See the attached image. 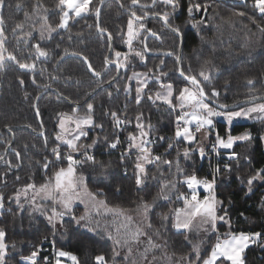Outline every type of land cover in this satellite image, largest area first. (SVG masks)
I'll return each mask as SVG.
<instances>
[{
  "label": "trees",
  "instance_id": "16d2710c",
  "mask_svg": "<svg viewBox=\"0 0 264 264\" xmlns=\"http://www.w3.org/2000/svg\"><path fill=\"white\" fill-rule=\"evenodd\" d=\"M37 0H7V6L3 10L4 27L8 36L9 51L16 52L21 62H30L25 55L30 50V45L39 40L38 28L33 31L32 38L29 41V47L26 48L21 42L17 45L16 39L12 35V28L16 23H24V31H32L33 21L37 16L33 15L32 19L25 20V12L32 13L33 5ZM141 4H150L151 0H140ZM22 5L17 8L16 4ZM42 9H47V13L40 11L39 15H47L48 22L55 27L61 15L57 7L59 0H39ZM199 3L202 5L201 11H193L191 16L187 11L190 4ZM121 4L128 5L130 0H107L102 7L100 26L111 32L113 36V52L110 59H115L114 51H127V46L123 43L121 35L126 32L127 19L129 14L121 8ZM203 5H209L207 12L203 10ZM99 6V0H93L90 5L94 9ZM133 10L138 15L143 14V10L137 6ZM150 15L153 12L169 11L173 14L170 22L174 27L178 26L183 35V66L187 69L190 64L192 74L198 73L206 61L211 64L205 68V71L211 74V82L208 84L206 91L216 88L220 96L215 102L223 105H231L247 98L250 89L254 88L257 93H264V34L252 23L256 21L261 27H264V17H261L258 10L254 8V0H179V6L173 10L171 7L157 5L155 8L146 9ZM245 12V17H239L237 12ZM231 21V22H229ZM199 22V23H197ZM96 17L93 12L82 15L79 18L70 20L69 27L65 30H58L53 33L50 40L41 42V46L50 52L48 60L39 63L36 72L37 84H33L30 77L32 73L21 70L14 62H7L5 67L0 69V154H4L5 148L11 142V133L7 131L6 126H28V128H19L12 130L15 140L12 144L8 156L0 162V194H3L4 208L0 209V227H4L7 232V242L16 244L15 252L27 255L38 247L42 241V251L40 252L41 261L46 255L53 250L50 241H56V248L70 251L75 254L80 264H96L95 257L98 255L105 256L108 264H130L122 255H114L113 249H117L115 243L107 237V228L90 231L77 225L71 216L64 217L63 224L53 232L52 226L45 217L37 215L29 208L19 210L15 202H9L8 198L27 183H43L45 179L54 172L60 163L50 166L46 173L43 170V161L45 157L48 160H54L51 149L55 147L54 139L57 129V114L61 112L71 113L79 103L78 111L80 114L86 112L84 103V94L96 88L97 78L93 77L87 68V64L82 57L74 55L65 56L64 60L57 64V60L63 55V50L67 48L69 52H80L83 56L88 57V61L97 71L104 70V58L107 56L109 47L106 34H99L96 28ZM147 28H151L160 35L156 39L148 35L145 31L142 33L140 40L145 41L149 48L153 49L152 53L146 55V59L141 61L138 57H130V65L126 70H121L120 77L110 86L100 89L89 102L94 104L93 119L95 125H102L103 129L93 126L87 129L88 135L82 138L81 143L90 144L92 140L99 138L98 144L92 149L98 160L110 161L107 176H101L99 170L85 166L78 169L86 179V185L90 191L102 189L104 195L99 197L106 200L110 207L119 206L126 209H135L143 198L152 202L159 191V184L149 179L147 186L137 187L134 176V164L137 152H132L126 156L123 162L121 154L107 147L104 143V137H108L112 142L119 137L120 143L117 147H126L129 132H136L135 117L143 113L145 123L153 126L150 133L151 138L156 139L152 145L155 155H162L164 159L174 160L177 152H183L185 147L195 148L193 144L189 146L183 141H177L174 135V115L173 109L167 104L160 101H151L145 95L139 105L135 101V87L132 81L127 78L133 72H147L152 69L156 72V66L160 59L165 61V67L162 69L168 72L169 76L164 78V82H172L175 91L182 87L185 81L176 71L177 64L175 55L157 56L156 50L173 49L176 55H179L180 40L173 33L164 27L163 22L159 19L145 20ZM17 36L22 33L17 32ZM134 47L142 51V44L134 42ZM43 69V74H41ZM117 70L115 66H110L106 74L100 78L105 84L110 78L114 77ZM58 77L52 81L50 75ZM186 74L187 71H186ZM19 78H23L25 83L22 86ZM253 79V85H248L247 80ZM51 83L54 90H49L42 95L38 107L40 116L43 121V127L46 130L45 136L38 134L42 130L39 119L36 116L33 105L39 94L44 89L37 85ZM132 88L131 94L125 91L126 86ZM159 88L158 83L150 81L149 89L154 92ZM119 89V90H118ZM57 91V92H56ZM111 92V98L107 93ZM27 93V97L26 94ZM63 94V97L59 95ZM69 99L72 103L67 101ZM175 99V98H174ZM213 106V105H212ZM214 107V106H213ZM111 111H116L123 119L127 116L132 123L123 129L114 128V122L110 116ZM29 125L31 127H29ZM218 134L226 137L229 132L233 136L241 135L249 131L252 135L251 141L237 142L233 151L238 153V160L228 161L232 164V171H223L217 181L216 193L218 199L222 200L223 206L219 208L218 214H223V210H228L231 228L225 222L217 223V232H264V180L262 182L254 181L252 192H247V178L255 174V171L264 168V120H255L248 123H235L229 128L228 124L223 121H217ZM47 138V147L44 139ZM159 137H164L160 140ZM214 133L212 130L213 139ZM87 140V141H86ZM172 143L174 148L168 150L170 154H165L168 144ZM27 146V147H25ZM68 148L61 145L62 153ZM21 154L19 168H13L9 171L7 161L16 165L17 159L15 152ZM190 158H180V165L185 170V174H192L196 171L199 177L206 175L211 166V161L206 153L203 158L199 153L193 152ZM77 158H81L77 154ZM126 170V171H125ZM165 176L169 179L176 175L175 168L169 170L163 169ZM149 176L157 173V167L148 166ZM171 173V174H170ZM19 177V179H17ZM178 181L182 176L177 177ZM178 190L174 196L170 194V200L164 201L162 198L156 201L154 210L149 214L151 229H147L153 240L157 239L161 246L158 249H150V257L155 256V264H165L162 258L167 257L177 259L180 256L192 254V244L189 239L185 240L183 231H176L172 227V217L169 215L168 220H164V215L168 214L169 208L181 207L182 201L176 200L180 193L189 194L187 186L183 183H177ZM142 189V190H141ZM243 214V215H242ZM228 226V227H227ZM47 237V240L44 238ZM212 238V237H211ZM214 241V240H213ZM216 241V240H215ZM207 243L206 248L201 252V256H206L211 246L215 243ZM156 243V242H155ZM264 239H261L257 246L251 245L244 253L245 264H264ZM166 251V253L163 252ZM13 251L10 249V252ZM148 252V253H149ZM19 255L9 259L8 264H17ZM227 264V262H225Z\"/></svg>",
  "mask_w": 264,
  "mask_h": 264
},
{
  "label": "snow or ice",
  "instance_id": "6c2138e0",
  "mask_svg": "<svg viewBox=\"0 0 264 264\" xmlns=\"http://www.w3.org/2000/svg\"><path fill=\"white\" fill-rule=\"evenodd\" d=\"M104 0H99V5H103ZM93 4V0H59L57 7L60 9L61 15L59 21L55 27L48 22L47 15H39L40 11L47 13V9H42V5L39 0L33 5L32 13L25 12V20L32 19V16H37V20L33 21L32 31L25 32L24 23H16L12 28V35L17 41V45L23 42L26 48L29 47V41L32 38L33 31H37L35 25L38 23L39 40L36 43L30 45V50L25 53L29 58L30 62H21L18 59L16 52L9 51L8 47V36L4 27V16L3 10L7 6V0H0V69L4 68L7 62H14L18 65L21 70L32 73L30 79L32 83L37 84L36 72L38 64L42 63L50 57V52L41 46V42L50 40L53 33L58 30H65L69 27L70 20L79 18L82 15L88 14L94 11L96 17V28L97 32L101 35L107 33L108 47L112 48L113 36L111 32H107L100 26L99 17L101 14V6H95L94 9L90 7ZM157 5H163L171 7L173 12L179 6V0H151L150 4H141L140 0H130V4L123 5L121 8L129 12V18L127 19L126 32L121 35L123 43L127 46V51H114L115 59H109L108 56L104 58V70L97 71L93 68V65L88 61L87 56H83L80 52H69L67 48L63 50V55L57 60V64L61 63L65 56L74 55L82 57L83 61L87 64V68L91 75L97 78L96 88L84 94V103L86 104V112L80 114L78 111L79 103L77 107H74L71 113L61 112L57 114V129L54 139L56 141L55 147L51 149L52 155L55 157L54 160H48L45 157L43 161V170L47 173L50 166L56 163H60L66 166H60L56 168L45 181L39 185L36 183H27L22 189L18 190L14 196L9 197V202H15L19 210H23L21 204V198L30 201L33 205L34 212H40L43 214L49 224L53 228V232L57 228V225H62L65 216H71L77 225H83L89 227L92 225L91 230L96 231L100 227V222L94 219V216L100 215H111L114 220L113 223L116 225V235L113 236L112 232L109 231L108 236L114 240L115 245L124 247L127 250V255L123 258L129 260L130 264H137L136 260L131 259L136 249L135 245L140 241L141 237L147 238L148 246L144 248V252L141 254V258L144 264H155L156 258L152 257L149 261L147 254L150 249L159 248L160 245L153 242V237L149 235L146 229H151L152 225L149 220V214L154 210L156 201L162 198L164 201L170 200V193H173L177 188V183H183L189 190L188 195L180 193L176 196V200L182 201V207L169 208L168 214L164 215V220L169 219L171 215L172 227L177 231L183 230L185 233V240L189 239L188 233H206L209 230L212 232L217 231V223L225 222L229 224L231 228L230 217L228 216V210L225 208L223 214H218V210L223 206V201L218 199L216 193L217 187V174L221 172L219 164L213 170L211 179L208 177L199 178L194 172L192 174H185L184 168L180 165V158H189L190 154L194 151L198 152L200 157L205 156V147L202 141L197 139V134H202L207 137L211 135L212 130L215 127L214 118L223 117L229 126L239 118L246 119H259L264 120V93H257L252 88L247 94V98L244 102H238L237 107L239 110H232L229 105L217 104L213 107V101L217 100L220 93L216 88H211L210 91H206L208 84L211 82V74L205 71L211 62L206 61L205 65L202 66L201 70L192 74L191 65L187 66V69L183 66L182 56L176 55L173 49L168 50H156L155 55L157 56H173L175 55V62L177 64L176 71L179 73L185 83L182 87H179L175 91H178V95H175V100L178 103H173L174 87L172 82H164V78L169 76L168 72L162 71L166 66L165 61L160 59L159 64L156 66L157 71L153 72L149 69L147 72H133L127 79L129 81H135V101L137 105L141 103L145 95L148 100L153 102L160 101L167 104L171 109H179V114L175 117V139L177 141H183L189 146L195 144V148L185 147L183 152H177V156L174 160L164 159L162 155H155L153 150L154 141L150 139V133L153 131V126L150 123H145V117L143 113H139L135 117V128L136 132H129L127 136V147L121 154V161L126 156L130 155L133 150L137 152L134 164V176L135 183L138 188L140 186H147L146 182L149 179L156 181L159 184V191L157 196L153 198L152 202H148L143 198H139L140 202L136 205L135 209H126L119 206L110 207L106 200L99 199L103 196V190L97 189V191H90L85 184V177L78 174V169L85 166H90L92 169L99 170L101 176H107L111 162L98 160L93 149L97 144L98 140L94 139L90 144L81 143L82 138L87 137V129L93 126L103 129L102 125H95L93 119L94 104L89 102L90 98L94 96L97 89L101 88L103 81L100 79L102 74H106L110 66H115L117 70V76L110 78L107 82L109 86L119 78L121 70H126L130 65V57H138L141 61L146 59L148 53H152L153 49L149 48L145 42L148 36L144 37L141 41L140 37L143 32H147L148 35L156 39H160V35L153 31L151 28H147L144 20L149 17L150 13L146 9L155 8ZM139 6L143 10L142 15H138L137 11L133 10ZM16 7L19 9L22 7L21 4L17 3ZM209 5H203V10L207 12ZM202 5L199 3L190 4L187 11L189 16L193 11H201ZM254 8L258 10L261 17H264V0H254ZM173 13L169 11L153 12L152 15L156 16L163 22L165 28L170 30L173 35L180 40L182 33L180 27H174L170 22V17ZM236 15L239 17H245L246 14L243 11L237 12ZM231 22V21H229ZM199 23V22H197ZM252 23L264 34V27H261L256 23L255 20ZM17 32L22 35L17 36ZM134 42L142 44V51L137 50L134 47ZM186 71L188 74H186ZM43 74V69H41ZM50 75L51 80L54 82L58 79L55 75ZM150 81H155L159 85V90L153 94L149 89ZM19 83L23 86L25 81L23 78H19ZM253 79H248L247 84L253 85ZM43 88L45 91L51 89V83H45L37 85ZM119 90V89H118ZM125 91L129 94L132 92L130 85L126 86ZM27 97V93L25 94ZM63 97L62 93H59ZM108 97L111 98L112 93H107ZM40 97H37V100ZM260 101V102H258ZM242 104H248L249 106L244 107ZM37 118L40 117V109L38 104L33 105ZM219 109V110H218ZM110 116L114 122V128L120 129L125 125L131 124L132 120L124 116L122 119L116 111H111ZM40 127L43 128V121L40 120ZM8 131L11 132L10 126H6ZM29 127H31L29 125ZM44 136V133H40ZM251 133H245L242 135L233 136L229 132L227 137H222L218 133L215 136V144L212 145L213 150L219 155L221 149L228 150L225 159L228 161L238 160V153L233 151V147L237 142L251 141ZM160 140H164V137H159ZM264 139V137H261ZM45 147H47V138L44 139ZM104 143L110 149H116L120 143L119 137L112 142H109L108 137H104ZM61 145H65L68 148V152H61ZM27 147V146H25ZM174 148L172 143L168 144V149L165 154H170L168 150ZM11 151L10 142L9 146L5 148L4 154ZM4 154H0V160L4 159ZM77 154L81 158H77ZM17 164L12 165L10 161H7L9 171L13 168L20 167L21 154L19 151L15 152ZM154 165L157 167V173L149 176L148 166ZM169 170L175 168L176 175L169 179L165 176L163 169ZM126 171V170H125ZM223 171L231 172L232 164L225 163L223 165ZM171 174V173H170ZM182 176V180L177 177ZM19 179V177H17ZM264 180V168H260L255 171L254 175L247 178V192H252V185L254 181ZM200 189H203L206 193L202 198L199 195ZM142 190V189H141ZM31 193V195H30ZM4 196L0 194V209L4 208ZM80 201L85 203V213L80 216L73 215L74 204ZM264 202V197H262ZM46 204H50L47 207ZM101 208L103 213H101ZM90 209H95V213H92ZM139 214L141 219L136 220L135 216ZM243 215V214H242ZM106 228L110 227L105 225ZM261 239H264V232H232L228 231L223 234V238L220 235L216 236L215 243L211 246L210 252L202 257L201 256V244L194 243L192 247V254L194 258H190L189 254H185L175 259L174 264H245L244 253L251 246L256 244ZM47 240V237H45ZM264 247V245H262ZM53 248H55V241H53ZM10 249L13 250L10 252ZM15 242H7V232L4 227H0V264H8L9 259L13 256L19 255L17 264H41L40 247H34L29 254L23 255L15 252ZM114 255H119L115 248L113 249ZM67 259L71 264H80L78 257L70 251L57 249L54 251V259H49L45 256L42 258V264H64V259ZM170 262L173 261V257L167 258ZM96 264H108L105 256L98 255L95 257Z\"/></svg>",
  "mask_w": 264,
  "mask_h": 264
},
{
  "label": "rangeland",
  "instance_id": "374dc122",
  "mask_svg": "<svg viewBox=\"0 0 264 264\" xmlns=\"http://www.w3.org/2000/svg\"><path fill=\"white\" fill-rule=\"evenodd\" d=\"M133 83H132V85H136V83H135V81H132ZM157 90H159V88L157 89ZM156 90V91H157ZM155 93V92H154ZM175 94H174V97H173V103H178V101H176L175 99ZM247 106H249V105H244V107H247ZM178 109V108H177ZM233 110H239V108H236V109H233ZM255 120H258V119H246V118H239V119H237V120H235L233 123H232V125L231 126H233L235 123H248V122H252V121H255ZM217 121H223V122H226V120L223 118V117H215L214 118V124L216 125V123H217ZM227 123V122H226ZM229 126V125H228ZM231 126H229V128L231 127ZM245 133H250L249 131H246ZM245 133H243V134H245ZM242 135V134H241ZM197 137H198V140L199 141H203L202 140V134H197ZM227 137V136H226ZM225 137V138H226ZM224 150V149H223ZM69 150H67L66 152H65V154L68 152ZM225 151H228V150H225ZM62 152V151H61ZM194 152H196V151H194ZM193 153V152H192ZM191 153V154H192ZM196 153H198V152H196ZM190 154V155H191ZM191 157V156H190ZM189 157V158H190ZM58 167H60V166H58L57 165V168ZM55 170H56V168H55ZM54 170V171H55ZM194 172V171H193ZM258 182H262V180H257ZM85 184H86V179H85ZM87 186V185H86ZM23 187H21L20 189H22ZM88 188V187H87ZM19 189V190H20ZM177 191H179L178 190V187L174 190V192L173 193H170L172 196H174L175 195V193L177 192ZM30 195H31V193H30ZM99 199H101V198H99ZM21 204L23 205V208H29L32 212H34L33 211V205L30 203V201H28V200H25L23 197L21 198ZM46 206L47 207H50V204H46ZM85 208H86V205H85V203H81L80 201H77L75 204H74V206H73V215H75V216H80V215H83L84 213H85ZM90 211L92 212V213H95V209H90ZM34 213H36L37 215H40V216H43V217H45L43 214H41L40 212H34ZM101 213H103V209L101 208ZM65 217H69V216H65ZM46 218V217H45ZM94 219L95 220H98L99 222H100V227H99V229H102V228H105V225H109L110 227H108L107 228V231H108V233H109V231H111L112 232V235L113 236H115L116 235V232H115V227H116V225L113 223V220H114V218L111 216V215H100V216H94ZM135 219L136 220H140L141 219V217H140V215L139 214H137L136 216H135ZM47 220V219H46ZM219 223V222H218ZM228 224V223H227ZM61 225H57V228L55 229V232H56V230L60 227ZM81 227H83L84 229H87V230H90V231H92L91 230V228H92V225H89V227H84L83 225H80ZM228 227V226H227ZM146 231H147V229H146ZM54 232V233H55ZM108 233H107V237L109 238V236H108ZM219 233H222V232H217V235H219ZM225 233V232H224ZM223 233V234H224ZM188 236H189V241H190V243L192 244V247H193V244L194 243H200L201 244V252H203V250L206 248V246H207V243L209 242V239H210V242H214L215 240H216V235L214 234V232H212L211 230H209L208 232H206V233H188ZM153 237V236H152ZM212 237V238H211ZM45 239V238H44ZM110 239V238H109ZM53 241H55L54 239H52ZM112 240V239H111ZM214 240V241H213ZM113 242H114V240H112ZM153 242L155 243H157V244H159L160 246H161V244H160V242H158V240L157 239H154L153 240ZM44 243V240L42 241V243L39 245V246H41L42 244ZM55 244H56V241H55ZM38 246V247H39ZM148 246V243H147V238L146 237H141V239H140V241L135 245V249H136V251L133 253V254H131V259H133V260H136L137 261V264H144V261H143V259L141 258V254L144 252V248L145 247H147ZM116 247H117V249H116V252H118L119 253V255H122V256H125V255H127L128 253H127V250H126V248H124V247H120V246H118V245H116ZM58 249V248H57ZM156 249H158V248H156ZM153 251H151V252H149L148 254H147V257H148V260L149 261H151L152 260V257H150L151 256V253H152ZM163 252L164 253H166V251L165 250H163ZM167 258H168V256H166ZM161 261H163L165 264H174V259H173V261H169L168 259L167 260H165L164 258H162L161 259ZM41 263H42V261H41ZM64 264H71V262L69 261V260H67L66 258L64 259Z\"/></svg>",
  "mask_w": 264,
  "mask_h": 264
},
{
  "label": "built area",
  "instance_id": "2783aa9c",
  "mask_svg": "<svg viewBox=\"0 0 264 264\" xmlns=\"http://www.w3.org/2000/svg\"><path fill=\"white\" fill-rule=\"evenodd\" d=\"M177 114H179V109H175V110H173L174 119H175V117H176ZM128 125H129V124H128ZM128 125L123 126L121 129L125 128V127L128 126ZM175 128H176V123H175V121H174V135H175ZM213 133H214V136H216V134L218 133V128H217L216 125H215V127H214V129H213ZM211 136H212V133H211ZM150 139H152V140L154 141L153 144L156 143V139H155V138H151V137H150ZM86 141H87V140H86ZM84 144H85V143H84ZM127 144H128V143H127ZM213 144H215V137H214L213 139H210V140H209V143L207 144V146H206V148H205V153L208 154V156H209V158H210V161H211V166H210V168L207 170L206 175L203 176V177H199L198 174H197V172L194 171V173H195L199 178L208 177L209 179H211V175H212V173H213V170H214L215 167L217 166V164H219L220 167H221V169H222V168H223V165H224L225 163L228 162V160L225 159V157H226V155H227V151L221 149V150L219 151V155H217L216 152H215V151L213 150V148H212V145H213ZM126 147H127V145H126ZM126 147H117L116 149H112V150H115V151H117L119 154H122V153L124 152V150H125ZM90 151L93 152L92 149H91ZM132 152H136V151L133 150ZM220 173H221V172H220ZM220 173L217 174V181H218V179H219V177H220ZM200 197L202 198L201 195H200ZM50 242H51V244L53 245V240L50 241ZM259 242H260V241H258L256 244H254V246H257V245L259 244ZM39 247L41 248V251H42V245L39 246ZM55 250H57L56 246H55V248H53L52 252H51L49 255H46L47 257H49L50 260H51V259H54V251H55ZM41 264H42V263H41Z\"/></svg>",
  "mask_w": 264,
  "mask_h": 264
},
{
  "label": "water",
  "instance_id": "95a60500",
  "mask_svg": "<svg viewBox=\"0 0 264 264\" xmlns=\"http://www.w3.org/2000/svg\"><path fill=\"white\" fill-rule=\"evenodd\" d=\"M106 2V0H104V3ZM104 3H103V5H104ZM103 5L101 6V5H99V6H101V11H102V7H103ZM128 12V11H127ZM100 17H101V14H100ZM100 17H99V22H100ZM150 17H154V18H157L156 16H149V17H146L145 19H148V18H150ZM106 35H107V33H105ZM112 52H113V42H112V48L110 49L109 48V51H108V54H107V56L109 57V59H110V57H111V54H112ZM179 55L180 56H182L183 55V36H182V38L180 39V49H179ZM120 73H121V71H120ZM120 73H119V76H120ZM118 74L116 73L115 74V76H117ZM114 76V77H115ZM183 78V77H182ZM117 80V79H116ZM115 80V81H116ZM109 86V84L108 83H105V84H103L102 86H101V88H99V89H97V91H96V93L100 90V89H102V88H106V87H108ZM50 90V89H49ZM48 90V91H49ZM51 90H54L53 88H51ZM47 91H43L41 94H39L38 96L41 98L42 97V95L44 94V93H46ZM57 92V91H56ZM95 93V94H96ZM37 96V97H38ZM40 98L37 100V98H36V100H35V104H38L39 103V100H40ZM246 99H244V100H241V101H239V102H244ZM67 101L69 102V103H72L69 99H67ZM258 102H260V101H258ZM72 104H74V105H76L77 106V103H72ZM217 104H220V103H218V102H215V101H213V106L215 107ZM237 104H238V102H236V103H234V104H231V105H229L231 108H232V110L233 109H236V108H238L237 107ZM221 105H223V104H221ZM244 105H248V104H242V106H244ZM79 106H80V104H79ZM219 110V109H218ZM39 119V121L40 120H42L41 119V116L38 118ZM23 127H25V128H28V126H24V125H20V126H12L11 127V129L13 130V129H19V128H23ZM7 130H8V128H7ZM41 132H43L44 134H45V129L43 128V130L41 131ZM40 132V133H41ZM39 133V134H40ZM11 134H12V140H11V142H10V147H12V144H13V141H14V133H13V131H11ZM8 146H9V144H8ZM7 146V147H8ZM7 155H8V153H6V154H4V159L7 157ZM3 159V160H4ZM3 160H0V162L1 161H3Z\"/></svg>",
  "mask_w": 264,
  "mask_h": 264
},
{
  "label": "crops",
  "instance_id": "0c3cea01",
  "mask_svg": "<svg viewBox=\"0 0 264 264\" xmlns=\"http://www.w3.org/2000/svg\"><path fill=\"white\" fill-rule=\"evenodd\" d=\"M210 136L211 135H209V136H207V137H205V136H203L202 135V142H203V145H204V147L206 148V146H207V144L209 143V140H210ZM197 139H198V137H197ZM200 140V139H199ZM190 194V193H189ZM206 193L204 192V190L203 189H200V191H199V195H201L202 197L205 195ZM183 206V205H182ZM181 206V207H182ZM176 230V229H175ZM177 231V230H176ZM181 231H183V230H181ZM219 235L221 236V238H223V233H219Z\"/></svg>",
  "mask_w": 264,
  "mask_h": 264
},
{
  "label": "flooded vegetation",
  "instance_id": "af4514ba",
  "mask_svg": "<svg viewBox=\"0 0 264 264\" xmlns=\"http://www.w3.org/2000/svg\"><path fill=\"white\" fill-rule=\"evenodd\" d=\"M106 1H107V0H106ZM104 4H105V3H104ZM126 12H127V11H126ZM127 13L129 14V12H127ZM151 16H153V15H151ZM151 18H153V19H158V18H154V17H150V18H148V19H151ZM148 19H145V20H148ZM145 20H144V21H145ZM159 20H160V19H159ZM104 34H105V33H104ZM182 36H183V35H182ZM179 49H180V46H179ZM116 73H117V72H116ZM120 75H121V73H120ZM119 77H120V76H119ZM115 82H116V81H115ZM112 84H113V83H112ZM102 89H103V88H102ZM43 128H44V127H43ZM43 128H42V130H43ZM44 129H45V128H44ZM13 130H14V129H13ZM42 130H41V131H42ZM7 131H8V130H7ZM41 131H40V132H41ZM40 132H38V134H39ZM10 133H11V132H10ZM45 133H46V130H45ZM39 135H40V134H39ZM44 136H45V134H44ZM12 137H13V136H12V134H11V140H12ZM14 140H15V135H14ZM13 142H14V141H13ZM8 153H9V152H8ZM7 156H8V155H7ZM1 210H2V209H1Z\"/></svg>",
  "mask_w": 264,
  "mask_h": 264
}]
</instances>
